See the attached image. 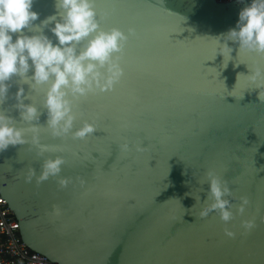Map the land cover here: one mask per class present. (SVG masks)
<instances>
[{
    "label": "water",
    "instance_id": "1",
    "mask_svg": "<svg viewBox=\"0 0 264 264\" xmlns=\"http://www.w3.org/2000/svg\"><path fill=\"white\" fill-rule=\"evenodd\" d=\"M250 2L94 0L103 30L135 32L119 54L124 75L115 89L73 101L72 131L85 121L96 128L84 139L52 136L47 85L7 82L0 111L24 129L26 143L0 152V194L31 251L56 264H264V101L247 77L264 68V56L222 38ZM32 10L39 25L56 13L55 0H34ZM54 26L44 34L55 44ZM217 37L233 49L226 68ZM20 87L38 120L22 121ZM125 142L143 151L120 152ZM57 156L61 172L37 183L44 160ZM209 169L228 182L233 204L249 200L227 225L214 212L199 218L209 185L197 180ZM252 218L256 227L244 233L241 221Z\"/></svg>",
    "mask_w": 264,
    "mask_h": 264
},
{
    "label": "clouds",
    "instance_id": "2",
    "mask_svg": "<svg viewBox=\"0 0 264 264\" xmlns=\"http://www.w3.org/2000/svg\"><path fill=\"white\" fill-rule=\"evenodd\" d=\"M33 2L34 0H0V103L6 99L9 88L7 82L13 76L20 77L23 83L35 90L38 86L47 85L43 105L47 109V128L51 130L52 136L63 138L71 134L74 139H84L93 134L96 128L85 121L82 127L72 131L76 119L73 101L90 93L115 89L124 75L119 54L123 52L129 36L134 35L135 30L129 28L127 35L116 27L103 30L97 19L94 0H55L56 13L35 25L39 14L32 10ZM238 15L236 27L222 38L238 42L239 50L246 49L264 56V0H251ZM52 23L55 26L49 30L56 38L55 44L44 34V29ZM24 30L38 34L27 35ZM13 34H16L15 40ZM220 39L221 37H217V43L223 46L219 52L226 68L232 59L230 53L233 49L226 42L221 44ZM225 54L229 57L226 65ZM30 68L34 70L31 77L27 75ZM250 72L247 77L255 86L253 89H260L259 101H264V68L256 66ZM22 98H25L24 89L20 87L16 93V107L22 121L38 120L36 107L24 104ZM32 130L35 131L36 126ZM33 142H37L36 137ZM24 143V129L16 127L13 119L0 111V152L10 145ZM133 147L137 152L143 151V147L130 146L128 142L119 145L120 152L125 153L131 152ZM43 151L46 149L41 146V153L38 155H42ZM63 164L65 161L60 156L44 160L41 174L35 177L37 183L50 176L56 177ZM32 171L30 169V173ZM32 178L33 175L30 174L26 180L30 181ZM68 182V178L58 180L61 188L66 187ZM197 182L209 185L199 218H206L214 212L227 225L237 215L244 214L249 204L248 198L242 196L239 204H233L228 199L233 197V191L214 169L207 170L205 178ZM201 191L203 188H198L196 195H192L196 204L201 203L197 194ZM55 212L59 215L60 210L57 208ZM241 227L244 233L251 232L256 227L255 218L242 220ZM224 234L233 239L236 236L228 227H225Z\"/></svg>",
    "mask_w": 264,
    "mask_h": 264
},
{
    "label": "built area",
    "instance_id": "3",
    "mask_svg": "<svg viewBox=\"0 0 264 264\" xmlns=\"http://www.w3.org/2000/svg\"><path fill=\"white\" fill-rule=\"evenodd\" d=\"M230 2L232 0H216ZM0 264H56L31 251L21 240L19 223L0 194Z\"/></svg>",
    "mask_w": 264,
    "mask_h": 264
}]
</instances>
